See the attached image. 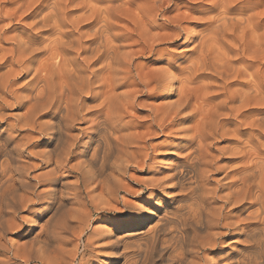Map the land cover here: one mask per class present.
<instances>
[{
    "label": "bare ground",
    "instance_id": "1",
    "mask_svg": "<svg viewBox=\"0 0 264 264\" xmlns=\"http://www.w3.org/2000/svg\"><path fill=\"white\" fill-rule=\"evenodd\" d=\"M193 11L204 27L184 37L192 44L185 65L147 70L136 62L181 39ZM213 84L222 94L211 95ZM149 91L164 102L137 100ZM11 104L22 112L13 130L0 128V264H70L78 253L68 237L89 227L84 198L103 209L130 192V168L149 165L155 174L158 155L148 150L159 143L148 139L158 134L171 137L164 174L144 186L177 195L158 203V214L130 206L135 213L116 222L129 229L122 236L106 224L86 234L112 241L104 264H152L165 252L174 264H218L200 253L226 231L239 242L224 264H264V0H0V120ZM138 105L147 114L137 116ZM35 133L45 146L27 154L45 164L43 175H31L23 156ZM217 153L235 163L214 178L224 167ZM63 169L75 179L64 181ZM24 224L26 239L11 242L8 233ZM135 232H143L139 244Z\"/></svg>",
    "mask_w": 264,
    "mask_h": 264
},
{
    "label": "rangeland",
    "instance_id": "2",
    "mask_svg": "<svg viewBox=\"0 0 264 264\" xmlns=\"http://www.w3.org/2000/svg\"><path fill=\"white\" fill-rule=\"evenodd\" d=\"M201 6H202L201 3H197L196 5H194V10L201 9ZM184 9L185 8L183 7V10ZM174 13H175V10H171V12H169L168 14L172 15ZM191 16L195 17V19L191 18ZM191 16H190V19L188 21H185V22L182 23V26H183L184 29H182V31H181V35H182L181 39H179V40H177L175 42H166V43L160 45L158 47V48L162 49L160 52L153 53V54H147V55L146 54L145 55H141V56H139L136 59V62L139 63L140 65L143 64L144 68L147 69V70L151 69V68H158V67L162 66L164 61L169 62L171 64H175V63L179 64V62L180 63L182 62L181 63L182 66L185 65V63H187L186 61H188L187 59H189L190 52H192L191 51L192 44L188 40L184 41V37L188 38V37H191L193 35L197 36V33L199 31H201V29H203V27H204L203 24H201V23L198 24L196 22V20H197L196 17L203 16V14L201 15V14H199V12L193 11ZM162 20H163V18L159 17L158 20H157V23L163 22ZM173 72H174L173 76H175L176 78L178 77V81H177V84H176V86H177L178 82H180L179 81V77L181 76V70L179 68H174ZM207 81L208 80L204 79V83L207 82ZM18 82L19 83L20 82H24V80L22 81V78H21ZM217 84H219V82ZM217 84H215V85H217ZM212 86L214 88L212 87V89H211V95H215L217 93L222 94L223 90L220 89L219 85H218L219 88L214 86V84ZM215 90H217V91H215ZM151 92L152 91H149L148 92L149 94L147 92H144L145 94L138 95L137 96V100L139 102L140 101L146 102V105H148V106H151L152 104L157 106V105H160L162 102H164V100H162L163 98H162V93L161 92L157 93L156 94L157 96L154 95L153 92H152L153 93V95H152ZM143 100H145V101H143ZM94 103H96V101L93 102V104ZM15 105L17 106V104H14V105L11 104V105H9L7 107L5 106L3 108L2 112H3L4 116L0 120V128H2V130L3 129L4 130H8V129L13 130L12 124L15 123L14 115L16 116L17 112H19V113L22 112V109L21 110L17 109V107H15ZM146 107H143L141 109H140V106L136 107V109L138 110L136 115L137 116H142L144 114H147V110L148 109ZM131 111L135 112L133 110H131ZM134 119H135V121H134L135 124H138L139 123L138 122L139 119L138 118H134ZM136 119H138V121H136ZM42 120H44V119H42ZM134 122H133V124H134ZM44 138L45 137L42 134L35 133V134L32 135V139L29 142H27V144L25 146L27 149H26V154L25 155L23 154V156L26 158L24 160L28 161L26 167L30 168L28 170H30L29 173L31 175H34V174L43 175L44 174L45 164L40 162L39 159L33 157V156H35L33 153H35V152H37V151H39V150L44 148V146H45L43 144V142H44L43 139ZM170 138L168 136H165V137L162 136V135L159 136V134H158V135L153 136L151 139H148L151 143H153L155 145L159 143V145H157V146H151L150 147V146L147 145L148 147H150V149L148 150L150 155L151 154H152V156L158 155L157 159H156L157 162L155 160V162H153V163L151 162L150 163V164H152V166L156 167V169H153L155 171V174H152L150 172V169H147L149 165L148 166L145 165L142 168H140V167L139 168L135 167L134 169L130 168L128 170L127 174H125L126 175L125 176V182L127 183V185H128L127 188H128V191H130V192L129 193H125L124 191H120L117 194V196H116V199H115L116 201L114 200L115 203L112 200V201L109 202L108 205L107 204L105 206L103 205L102 206L103 209L97 210V209H95V204H96L95 201H94L95 202L94 203L93 200H89L88 198L86 199V197L84 198V200H85V206L84 207L86 208L85 211L86 212L89 211L90 215L86 214L87 216L85 215L84 217H82V220H83L84 223L89 224V227L86 229V231L84 233H82L81 230L79 229L80 227H78V228H76L74 230V233L72 235H70V237H68V239H69L68 242L69 243H68L67 247L68 248L70 247V249H74L72 247H75V250H76L75 252L78 253L76 256H74L75 258L73 257V259L70 261L71 262L70 264H78V263L82 264V262L84 264V260L88 261L87 264H104L105 262H108V259L113 256L112 255L113 247H109V244H111L112 241L110 242L105 237H103L102 240H101L100 237L97 238L96 236H93V235H92L93 237H90L89 239H87L88 235H86V234H89V232H92V230H94V229H95L94 230V232H95L97 229H99V226H101L102 224H106L111 229L113 225H116L117 220H119V219L125 220V218L129 219L131 217V215L133 213H135L134 209H132L131 207L135 208V207L139 206V203L146 204L148 206L150 205L149 208L151 207L150 209L153 210L154 212H156V210H157V212H156L157 214L159 213V210L155 206L158 203H162L161 207L167 206V204L170 203L169 198L171 196H173V194H175V192L169 191V193H168V191L164 192V190H159V189H155V188H150L149 189V188H145V186H144L145 182L149 181V180H152L153 178H155L154 176H156V177H160L161 176L162 177V175L164 174V169H163L162 166H160L161 165L160 164L161 163L160 158H163L165 156L167 151H165V149H164L165 146L163 147V145ZM149 141L147 142V144L150 143ZM225 144L227 145L226 142H221V143H219V146H225ZM28 151H32L33 153L32 154L31 153L27 154ZM219 155L220 154L217 153V156H218L217 157L218 158L217 161L218 162L220 161L219 162V166L220 167L224 166V167H223V169L221 168V169L216 170V173L213 174L214 178L215 177L219 178L220 176H222V174H224L223 172H224L225 168H226L225 169L226 172H231L233 170V168H234V167H232L233 166L232 164H234L235 162L232 163V164L230 162V164H228L229 162H228V160H226L227 157L220 155V158H219ZM158 158H159V160H158ZM222 159H225V160L223 161ZM224 162H225L226 166H225ZM228 166H230V168ZM228 169H230V170H228ZM61 173L63 175L64 181H66V182H71L72 180L75 179L74 174L72 172H69V171L63 169V170H61ZM36 188H37V190L42 189V188L45 189L44 186H43V183L42 184H37ZM150 190L152 192L151 195H150ZM98 191H99V189H97L95 191V194H97ZM175 195H177V194H175ZM178 196H180V195H178ZM175 200H173V201H175ZM123 204L124 205L127 204L129 206L126 207ZM68 207H67V205H65V207H62V210H60L57 213L56 217H61L62 215H65L66 212L69 210ZM242 211L246 212V209L245 210L242 209ZM244 215H245V213H244ZM22 216L28 217V213L27 212H25V213L23 212ZM94 216H95V219H94ZM156 218H154V217H152V219L150 218L151 223L149 225H153V223L156 222ZM147 222L148 221H146L142 225V227H143L142 230L147 228L146 227V226H148V225H146ZM144 226L146 228H144ZM26 227L27 226L24 224V226H22L21 229H18V230H15V231L11 232V233H8V239H11V242H16V243L22 242L23 240L26 239L25 237H23L24 236L23 234L26 232ZM115 228L113 229V231H116V233L119 236H122L123 233H126L127 231H129L128 227H123L122 228V227L116 225ZM78 229H79L80 232H78ZM32 230H30V232ZM130 230L131 231H135L136 229L133 228V229H130ZM75 233H78V234H76L77 236H75ZM135 233L130 237L133 240L131 241L130 238H129L128 239L129 241H127V242L131 241L132 244H134L135 242H137V244H139L141 242V241H139V239L143 236V234H142L143 232L142 233L138 232L136 234ZM223 234H224V238L222 239L221 244L219 242L213 247L205 248L206 251L204 249L200 253L201 258H203V256L208 258L209 260H213L212 258H214L213 261L217 262L218 264H221L220 262L222 261V264H224V262H225L224 259L226 258L225 255H228L230 253V251L232 252V249L235 250V247L238 244L239 239L237 238V233L233 232V231H226ZM231 234H233V235H231ZM85 239L88 240V242L85 241ZM83 244L84 245L88 244L91 248H93V249H91L92 252L85 251V249L83 250V248H84ZM135 247H136V245L134 247H132V249H135ZM229 248L231 250H228ZM132 249L129 248L128 250L132 251ZM202 252H204L205 254L203 253L204 255H202ZM82 253L84 255H81ZM157 257L156 258L154 257L155 261L153 260L154 263H152V264H174L172 261L170 262V259H168L169 256H168L167 252H165L161 257H158V258ZM80 259H82V260H80ZM167 260H168V262H167ZM203 260H204V258H203ZM218 260H219V262H218ZM87 261H85V263ZM201 264H204V262H202Z\"/></svg>",
    "mask_w": 264,
    "mask_h": 264
}]
</instances>
